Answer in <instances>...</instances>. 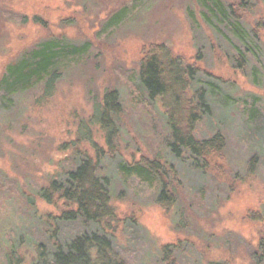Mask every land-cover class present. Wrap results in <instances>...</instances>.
Returning a JSON list of instances; mask_svg holds the SVG:
<instances>
[{"label":"rangeland","instance_id":"rangeland-1","mask_svg":"<svg viewBox=\"0 0 264 264\" xmlns=\"http://www.w3.org/2000/svg\"><path fill=\"white\" fill-rule=\"evenodd\" d=\"M235 1L211 3L221 12L222 3ZM243 1L244 44L231 28L209 23L200 0H0V78L8 64L49 38L93 44L91 56L45 93L51 97L39 85L0 110V264H8L14 249L27 263L35 260L36 243L46 241L38 216L58 214L38 192L75 162L74 143L81 140L79 149L90 157L94 144L108 153L95 116L111 89L120 93L124 116L116 154L103 160L101 175L111 181L122 219L137 220L138 235L123 239L130 264H264L252 258L257 253L262 259L264 241V0ZM124 7L123 22L106 29ZM153 44L166 45L197 70L194 89H204L210 105L199 132L221 131L226 138L223 158L207 169L169 154L165 110L136 98L132 81ZM239 48L249 57L243 68L236 65ZM253 104L255 119L247 113ZM158 153L181 179L170 209L157 202V190L117 172L121 162ZM70 234L66 230L62 239ZM167 246L175 252L164 254Z\"/></svg>","mask_w":264,"mask_h":264},{"label":"trees","instance_id":"trees-1","mask_svg":"<svg viewBox=\"0 0 264 264\" xmlns=\"http://www.w3.org/2000/svg\"><path fill=\"white\" fill-rule=\"evenodd\" d=\"M200 1L209 11V23L215 20L219 25H226L238 38L237 41L244 44L247 35L242 28L241 11L246 8L243 0L228 6L222 3L221 12L214 8L211 0ZM128 12L129 8L124 7L112 15L106 23V29L119 26L123 22L122 17ZM247 47L252 50L249 45ZM92 51L93 44L90 41L73 43L59 36L28 49L6 66L0 78V110L11 109L15 96L39 85H43V94L51 97L45 93L53 90L66 72L85 62ZM239 52L241 55L236 65L243 68L249 63V57L247 50L244 52L239 48ZM196 74L194 67L185 65L166 45L153 44L145 51L132 84L140 94L137 100L141 97L149 106L158 102L165 110L170 133L166 142L169 154L177 160L193 161L196 169H207L213 159L223 158L226 138L221 131L210 133L209 136H202L199 132L198 127L209 116L210 105L205 90L194 89ZM248 109L247 113L255 119L257 109L254 104ZM97 112L95 124L102 131L108 153L105 154L103 149L93 143L95 156L90 157L79 149L81 140L74 143L75 162L63 176L58 174L38 192L46 203L58 209V214L38 216L41 235L46 237V241L36 243L33 262L27 263V258L14 249L8 255V264H130L124 257L131 253L130 246L123 243V239L129 234L138 235L135 230L137 220L134 217H130L129 221L122 219L113 205L111 181L101 175L103 160L113 159L116 154L119 124L124 116V106L117 89L104 94ZM92 121L93 118L90 124ZM161 157L158 153L152 159L143 157L139 161L121 162L117 172L125 181L137 180L157 190V202L162 208L170 209L176 202L175 189L181 187V179L177 167ZM71 229L72 234L63 240L64 232ZM123 244L127 247L124 248ZM259 245L263 255L262 259L257 253L252 255L256 263L264 259V241ZM175 248L165 247L164 254L174 253Z\"/></svg>","mask_w":264,"mask_h":264}]
</instances>
